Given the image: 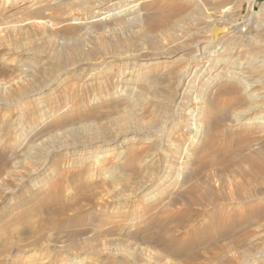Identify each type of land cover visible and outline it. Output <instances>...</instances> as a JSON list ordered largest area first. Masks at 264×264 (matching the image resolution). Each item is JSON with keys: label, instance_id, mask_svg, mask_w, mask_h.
I'll list each match as a JSON object with an SVG mask.
<instances>
[{"label": "rangeland", "instance_id": "374dc122", "mask_svg": "<svg viewBox=\"0 0 264 264\" xmlns=\"http://www.w3.org/2000/svg\"><path fill=\"white\" fill-rule=\"evenodd\" d=\"M263 3L0 0L1 264H264Z\"/></svg>", "mask_w": 264, "mask_h": 264}, {"label": "bare ground", "instance_id": "6f19581e", "mask_svg": "<svg viewBox=\"0 0 264 264\" xmlns=\"http://www.w3.org/2000/svg\"><path fill=\"white\" fill-rule=\"evenodd\" d=\"M176 8V7H175ZM100 9H102V8H100ZM174 9V8H173ZM261 11H264V3H263V5L261 6ZM260 11V12H261ZM109 13V12H108ZM97 15L99 16V17H101L102 16V13H100V11L99 12H97ZM107 17V16H106ZM106 17H105V19H106ZM101 21H104V19H98L97 20V22H101ZM233 23V22H232ZM235 23V22H234ZM233 25V24H232ZM231 25V26H232ZM241 25V24H240ZM246 26H248V25H246ZM233 27V26H232ZM231 27V28H232ZM234 28H235V33L234 34H237L238 35V33L240 34V32H241V30L242 29H240V26H239V24L238 23H235V25H234ZM234 28H232V29H234ZM241 28H243V27H241ZM244 30V29H243ZM234 31V30H233ZM230 33V28H228V27H226V26H213L211 29H210V36H211V40H210V42L212 41V42H214V43H217V45H218V43H220V41H221V39H222V37H224V36H226V35H228ZM232 33V32H231ZM230 33V34H231ZM233 36V35H232ZM242 36V35H241ZM240 36V37H241ZM237 37H239V36H237ZM236 37V38H237ZM235 38V39H236ZM244 38V37H243ZM236 41H238V39L236 40ZM212 45V44H211ZM214 47V46H213ZM217 47L215 46V49H216ZM222 49V48H221ZM220 49V50H221ZM226 50V49H225ZM228 52V51H227ZM226 53V52H225ZM222 54H224L223 52L221 53V55ZM225 55V54H224ZM223 56V55H222ZM147 67V66H146ZM142 70V69H141ZM147 70V69H146ZM149 70V69H148ZM151 70H152V68H151ZM150 71V70H149ZM153 71V70H152ZM237 74V73H236ZM240 78V77H239ZM242 84V83H241ZM247 86V85H246ZM253 86V85H252ZM249 88V87H248ZM251 88V87H250ZM245 89H247V88H245ZM257 91V90H256ZM255 92V91H254ZM260 92H263V91H260ZM252 94H254V93H252ZM257 96V95H256ZM263 99V98H262ZM258 103V102H257ZM259 105V103L258 104H256V106L257 107H259L258 106ZM262 105V104H261ZM262 107V106H261ZM215 109V108H214ZM261 109V108H260ZM253 110V109H252ZM255 110H257L256 108H255ZM254 111V110H253ZM205 113V112H204ZM204 116V118H205V120L208 122V123H212V121H214V116H213V114H212V112L210 111V112H208L207 114H204L203 115ZM259 118V117H258ZM261 118V117H260ZM199 132H201V130H199L198 128L196 129V133H199ZM196 135V134H195ZM109 146V145H108ZM222 149H224V148H222ZM108 150V149H107ZM104 152H106V150L104 151ZM105 156L103 155V156H101L100 158H104ZM98 158V157H97ZM248 163L251 165V167H252V172H253V176H254V179L256 178H258L260 175H263L264 176V155H262V156H260L259 158H252V157H250V158H248ZM103 167V166H102ZM194 170V169H193ZM102 172H103V170H102ZM191 173V172H190ZM252 174V173H251ZM189 176V180L191 181V182H193V184H191L190 185V187H189V189H188V191L186 192V194H184V195H188V199L190 200V202H191V205H199V201L201 200L200 199V197L201 198H203V199H207V195H208V197L209 196H211V194L209 195L208 193L206 194V196H205V194H203L202 196L200 195L199 196V194H198V189H200V186H199V184H197V176H198V172H194V173H192V174H190V175H188ZM256 176V177H255ZM253 178V177H252ZM261 178V177H260ZM188 179V178H187ZM255 179V180H256ZM260 180V179H259ZM189 181V182H190ZM258 181V180H257ZM190 182V183H191ZM239 188V187H238ZM242 190L243 189H237V192H238V194H237V196H241V194H242ZM206 191V190H205ZM211 192V191H210ZM199 193L201 194V192L199 191ZM203 193H205V192H203ZM197 195H198V197H199V199L200 200H197ZM205 196V197H204ZM186 197V196H185ZM248 200V199H247ZM148 201V200H147ZM202 201V200H201ZM200 201V202H201ZM140 205H142V204H140ZM190 205V204H189ZM254 205V204H253ZM252 205V206H253ZM139 206V205H138ZM137 206V207H138ZM160 206V205H159ZM135 207V206H134ZM146 207H147V205H146ZM151 209V208H150ZM150 209H148V208H145L144 207V209H142L140 212H139V210L137 209V213H136V215H135V217L137 218V219H139V224H141V223H143V225H144V228H140L139 230L141 231V230H143L142 232L143 233H149V232H152V231H154V232H156V234H157V239H162L163 237V235H162V233H163V231H164V229L166 228V227H164V226H162V224L161 223H163L164 222V220H162L163 218H164V214H165V212H166V209H162V210H160L159 212L157 211V212H151L150 211ZM154 209V208H153ZM151 213V214H150ZM134 215V214H133ZM169 215V214H168ZM211 215V214H210ZM166 216V215H165ZM212 216V215H211ZM144 218H145V220H144ZM166 218V217H165ZM213 218V217H212ZM73 220H75V219H73ZM143 220V221H142ZM166 220V219H165ZM67 221H70V220H67ZM67 221H65V223L63 222V224H62V227L64 226L65 227V225L64 224H66L67 223ZM81 221V220H80ZM40 222H43L42 220L40 221ZM79 222V221H78ZM166 222V221H165ZM62 223V222H61ZM60 223V224H61ZM35 224V223H34ZM34 224L32 225L33 227H34ZM45 224V223H44ZM59 224V223H58ZM75 223L74 222H69L68 224H66V225H68L67 226V228H69V226H73ZM31 225V224H30ZM29 225V226H30ZM55 225V224H54ZM80 225V224H79ZM142 225V226H143ZM35 226H36V224H35ZM48 228H50V230H51V227H50V225L48 224ZM82 226V225H81ZM80 226V227H81ZM141 226V225H140ZM141 226V227H142ZM75 227H77V226H74V228H73V230L75 229ZM83 227V226H82ZM31 227H29V229H30ZM39 228V227H38ZM56 228H58V229H60L61 230V226L59 227V226H56L55 227V229H53V230H56ZM87 228V227H86ZM40 229V228H39ZM39 229H37L36 231V233H37V235H38V237H40V235H41V232H42V230L40 231ZM41 229H42V227H41ZM62 229H64V228H62ZM81 229V228H80ZM78 230V229H76L75 231L76 232H74V233H72V235H83L84 234V232L85 231H83V228L81 229V230ZM32 230H34V229H32ZM31 230V231H32ZM71 230V229H70ZM70 230H67L66 229V232L67 231H70ZM78 230V231H77ZM84 230H87V229H84ZM44 231V230H43ZM57 231V230H56ZM62 231V230H61ZM72 231V230H71ZM71 231H70V233H71ZM33 232V231H32ZM58 232V231H57ZM34 233H35V230H34ZM60 233H63V232H60ZM64 233H65V231H64ZM142 233V234H143ZM16 234V233H15ZM65 234H69V233H65ZM155 234V233H154ZM153 234V235H154ZM164 234V233H163ZM59 235V234H58ZM149 235V234H148ZM55 236V235H54ZM147 236V235H146ZM152 236V235H151ZM33 237H34V235H33ZM31 239V238H30ZM53 239V238H52ZM164 239H165V237H164ZM205 239V238H204ZM198 241L197 242H199V239H197ZM202 240V239H201ZM200 240V241H201ZM204 241V240H203ZM33 242V241H32ZM54 242V241H53ZM63 242V241H62ZM64 242H67V241H64ZM8 243H10V242H2L1 243V252H7V250H9L8 249V247H5V245H8ZM61 243V242H60ZM89 243V242H88ZM33 244H35V242L33 243ZM32 244V245H33ZM58 244H59V242H58ZM35 245H37V244H35ZM87 245V244H86ZM16 246V245H15ZM30 247V246H29ZM38 247H40V246H38ZM31 248H33V246L31 247ZM36 248V247H35ZM59 248H62V247H59ZM13 249H17L16 251H18V253L19 254H21L22 255V253L24 252V250L22 249V247H20L19 245L16 247V248H13ZM30 249V248H29ZM41 249V248H40ZM12 250V249H11ZM37 250H39V249H37ZM65 250V249H64ZM45 251V250H44ZM62 252H63V250H62ZM61 253V252H60ZM64 253V252H63ZM2 254V253H1ZM0 254V255H1ZM19 254H16V255H19ZM49 254V253H48ZM15 255V254H14ZM29 256V255H28ZM51 256V255H50ZM15 257V256H14ZM30 257V256H29ZM54 257V256H53ZM62 257V256H61ZM262 257V256H261ZM32 258V257H31ZM34 258V257H33ZM60 258V257H59ZM2 259V258H1ZM5 259V258H4ZM18 259V258H17ZM21 258H19V260H20ZM30 258H26V261H25V263L24 264H26V263H28V262H30V261H33V260H29ZM35 259V258H34ZM54 259V258H53ZM22 260V259H21ZM3 261V260H2ZM12 261H14V260H12ZM16 261V260H15ZM53 261V260H52ZM81 261V260H80ZM51 262V261H50ZM78 262L79 261H71L70 263H72V264H78ZM20 263V262H19ZM0 264H1V262H0ZM2 264H3V262H2ZM6 264V263H5ZM17 264V263H16ZM49 264H51V263H49ZM53 264H58V262L57 261H53Z\"/></svg>", "mask_w": 264, "mask_h": 264}]
</instances>
